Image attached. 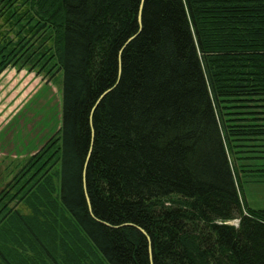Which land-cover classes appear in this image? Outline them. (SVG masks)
I'll list each match as a JSON object with an SVG mask.
<instances>
[{"label":"trees","instance_id":"obj_1","mask_svg":"<svg viewBox=\"0 0 264 264\" xmlns=\"http://www.w3.org/2000/svg\"><path fill=\"white\" fill-rule=\"evenodd\" d=\"M10 66L61 126L0 188V264H264V0H0Z\"/></svg>","mask_w":264,"mask_h":264},{"label":"rangeland","instance_id":"obj_2","mask_svg":"<svg viewBox=\"0 0 264 264\" xmlns=\"http://www.w3.org/2000/svg\"><path fill=\"white\" fill-rule=\"evenodd\" d=\"M50 80L29 67L10 66L0 75V188L61 126L60 85ZM244 183L241 196L248 206L264 208L262 182ZM33 259L42 264L35 254Z\"/></svg>","mask_w":264,"mask_h":264},{"label":"crops","instance_id":"obj_3","mask_svg":"<svg viewBox=\"0 0 264 264\" xmlns=\"http://www.w3.org/2000/svg\"><path fill=\"white\" fill-rule=\"evenodd\" d=\"M254 183H257V182H254ZM260 183V182H259ZM262 184V188L264 189V182L261 183Z\"/></svg>","mask_w":264,"mask_h":264}]
</instances>
